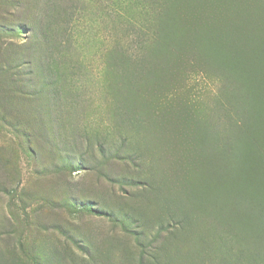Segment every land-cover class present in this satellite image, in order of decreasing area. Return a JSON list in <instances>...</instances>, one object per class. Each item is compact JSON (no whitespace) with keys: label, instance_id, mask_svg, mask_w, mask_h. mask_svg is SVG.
I'll use <instances>...</instances> for the list:
<instances>
[{"label":"rangeland","instance_id":"1","mask_svg":"<svg viewBox=\"0 0 264 264\" xmlns=\"http://www.w3.org/2000/svg\"><path fill=\"white\" fill-rule=\"evenodd\" d=\"M0 264H264V0H0Z\"/></svg>","mask_w":264,"mask_h":264},{"label":"trees","instance_id":"2","mask_svg":"<svg viewBox=\"0 0 264 264\" xmlns=\"http://www.w3.org/2000/svg\"><path fill=\"white\" fill-rule=\"evenodd\" d=\"M244 141V140H243Z\"/></svg>","mask_w":264,"mask_h":264}]
</instances>
